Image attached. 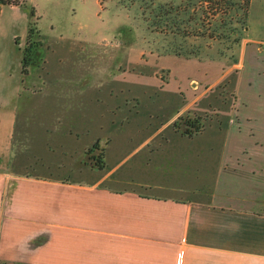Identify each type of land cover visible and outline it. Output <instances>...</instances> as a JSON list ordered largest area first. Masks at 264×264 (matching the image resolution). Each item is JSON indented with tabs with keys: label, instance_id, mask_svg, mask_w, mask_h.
<instances>
[{
	"label": "rangeland",
	"instance_id": "obj_1",
	"mask_svg": "<svg viewBox=\"0 0 264 264\" xmlns=\"http://www.w3.org/2000/svg\"><path fill=\"white\" fill-rule=\"evenodd\" d=\"M16 1L24 5L2 9L0 42L15 50L31 25L41 46L25 77L8 173L85 184L104 177L113 189L143 193L150 181H180L191 197L209 196L235 102L257 111L264 102V0L251 3L236 65L210 40L156 31L123 0ZM65 136L64 148L47 145Z\"/></svg>",
	"mask_w": 264,
	"mask_h": 264
},
{
	"label": "crops",
	"instance_id": "obj_2",
	"mask_svg": "<svg viewBox=\"0 0 264 264\" xmlns=\"http://www.w3.org/2000/svg\"><path fill=\"white\" fill-rule=\"evenodd\" d=\"M25 45L0 42L1 264H264V102L260 111L235 102L206 198L191 197L180 181H150L151 193H143L113 189L104 177L85 184L12 175Z\"/></svg>",
	"mask_w": 264,
	"mask_h": 264
},
{
	"label": "trees",
	"instance_id": "obj_3",
	"mask_svg": "<svg viewBox=\"0 0 264 264\" xmlns=\"http://www.w3.org/2000/svg\"><path fill=\"white\" fill-rule=\"evenodd\" d=\"M101 1L104 3L108 0ZM252 1L123 0V3L128 7L138 6L144 20L156 31L171 33L176 39L191 37L216 43L219 51L217 57H227L232 65H236L239 63L237 49L246 37ZM23 5L16 0H0V16L3 7ZM37 35L38 31L30 25L27 48L24 49V75H28L30 67L35 66L40 58L41 43L37 40ZM208 47L212 46L208 44ZM195 50L191 53L196 54ZM185 133L189 135V132ZM98 163L100 165L102 161Z\"/></svg>",
	"mask_w": 264,
	"mask_h": 264
},
{
	"label": "flooded vegetation",
	"instance_id": "obj_4",
	"mask_svg": "<svg viewBox=\"0 0 264 264\" xmlns=\"http://www.w3.org/2000/svg\"><path fill=\"white\" fill-rule=\"evenodd\" d=\"M29 33V32H28ZM15 43L16 44H19L20 43V38L19 37H16L15 38ZM27 43H28V35H27V38H26V45H25V47L23 48V59H24V49L25 48H27ZM22 66H23V60H22ZM32 67H30V69H31ZM29 69V70H30ZM23 71V70H22ZM24 74V73H23ZM29 74V73H28ZM25 76H28V75H25Z\"/></svg>",
	"mask_w": 264,
	"mask_h": 264
}]
</instances>
